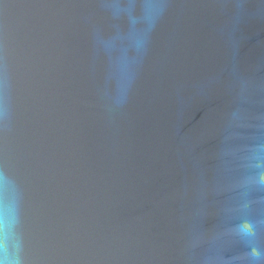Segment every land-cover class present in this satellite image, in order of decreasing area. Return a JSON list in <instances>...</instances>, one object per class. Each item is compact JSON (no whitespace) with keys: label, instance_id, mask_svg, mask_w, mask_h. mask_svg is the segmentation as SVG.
Returning <instances> with one entry per match:
<instances>
[{"label":"water","instance_id":"95a60500","mask_svg":"<svg viewBox=\"0 0 264 264\" xmlns=\"http://www.w3.org/2000/svg\"><path fill=\"white\" fill-rule=\"evenodd\" d=\"M0 264H264V0H0Z\"/></svg>","mask_w":264,"mask_h":264}]
</instances>
